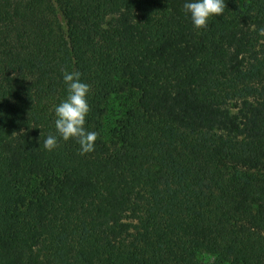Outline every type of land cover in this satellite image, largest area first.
I'll use <instances>...</instances> for the list:
<instances>
[{
	"label": "trees",
	"instance_id": "trees-1",
	"mask_svg": "<svg viewBox=\"0 0 264 264\" xmlns=\"http://www.w3.org/2000/svg\"><path fill=\"white\" fill-rule=\"evenodd\" d=\"M183 3L0 0V264H264V0ZM62 71L85 155L40 148Z\"/></svg>",
	"mask_w": 264,
	"mask_h": 264
},
{
	"label": "clouds",
	"instance_id": "clouds-1",
	"mask_svg": "<svg viewBox=\"0 0 264 264\" xmlns=\"http://www.w3.org/2000/svg\"><path fill=\"white\" fill-rule=\"evenodd\" d=\"M225 0H184L183 12L190 19L194 29L202 30L208 26L211 18L223 15ZM259 37H264V26L256 29ZM62 80L66 97L54 107V127L56 135L49 134L40 143V148L52 151L60 140H75L79 152L85 155L94 151L98 133L85 128L89 113L88 94L90 86L82 82L79 71H62ZM42 135V133H41Z\"/></svg>",
	"mask_w": 264,
	"mask_h": 264
},
{
	"label": "rangeland",
	"instance_id": "rangeland-1",
	"mask_svg": "<svg viewBox=\"0 0 264 264\" xmlns=\"http://www.w3.org/2000/svg\"><path fill=\"white\" fill-rule=\"evenodd\" d=\"M113 110L115 111V109H110V111ZM109 111V112H110ZM106 127H109L107 124H106ZM197 259L200 261V262H203V263H209V262H212L213 261V257L208 254V253H205V252H201L197 255Z\"/></svg>",
	"mask_w": 264,
	"mask_h": 264
}]
</instances>
